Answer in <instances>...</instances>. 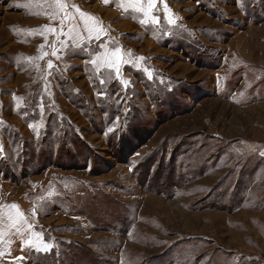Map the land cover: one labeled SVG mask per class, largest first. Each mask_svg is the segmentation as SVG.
I'll list each match as a JSON object with an SVG mask.
<instances>
[{
  "label": "rangeland",
  "instance_id": "obj_1",
  "mask_svg": "<svg viewBox=\"0 0 264 264\" xmlns=\"http://www.w3.org/2000/svg\"><path fill=\"white\" fill-rule=\"evenodd\" d=\"M59 3L0 0V262L264 264V0Z\"/></svg>",
  "mask_w": 264,
  "mask_h": 264
},
{
  "label": "snow or ice",
  "instance_id": "obj_2",
  "mask_svg": "<svg viewBox=\"0 0 264 264\" xmlns=\"http://www.w3.org/2000/svg\"><path fill=\"white\" fill-rule=\"evenodd\" d=\"M56 6L59 8V9H63L65 7L64 4L62 3H59V0H57V4ZM89 20H94V18H91L89 17ZM88 31L89 33L91 34L92 32H96V38H99V33L101 31H103L102 29L100 28H97L95 26H92V27H89L88 28ZM55 55V52L53 53ZM101 60H103V62L105 63L106 66H112V65H115L117 64L118 62H122V58L120 56V51L119 49L113 51L110 56L109 55H106L104 57H100ZM92 63H97L96 60H93ZM49 68H51L53 65L51 62H49ZM118 74V73H117ZM11 207H16L15 205L11 206ZM45 250H47V245L45 246Z\"/></svg>",
  "mask_w": 264,
  "mask_h": 264
},
{
  "label": "crops",
  "instance_id": "obj_3",
  "mask_svg": "<svg viewBox=\"0 0 264 264\" xmlns=\"http://www.w3.org/2000/svg\"><path fill=\"white\" fill-rule=\"evenodd\" d=\"M3 259H5L4 257L2 258L0 264H6L5 262H3ZM22 260V259H21Z\"/></svg>",
  "mask_w": 264,
  "mask_h": 264
}]
</instances>
